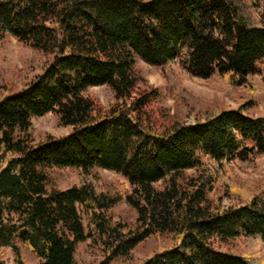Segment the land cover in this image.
Wrapping results in <instances>:
<instances>
[{
    "label": "trees",
    "instance_id": "obj_1",
    "mask_svg": "<svg viewBox=\"0 0 264 264\" xmlns=\"http://www.w3.org/2000/svg\"><path fill=\"white\" fill-rule=\"evenodd\" d=\"M6 36L52 59L0 96V252L15 264H26L21 247L35 264H78L77 244L90 241L100 264H112L158 235L171 247L136 264H264L263 195L208 198L215 184L239 195L228 164L264 156V114L203 108L166 67L226 90L251 83L264 61V0H0V43ZM137 59L159 68L199 118L168 116ZM102 86L113 96L106 107L86 95ZM48 113L71 131L35 143L31 119ZM54 168L79 169V185L59 190ZM95 169L129 189L101 188ZM121 201L130 223L109 214ZM237 239L244 253L229 247Z\"/></svg>",
    "mask_w": 264,
    "mask_h": 264
},
{
    "label": "rangeland",
    "instance_id": "obj_2",
    "mask_svg": "<svg viewBox=\"0 0 264 264\" xmlns=\"http://www.w3.org/2000/svg\"><path fill=\"white\" fill-rule=\"evenodd\" d=\"M51 59V56L26 48L13 38L6 36L0 43V96L24 88L42 74ZM166 67L174 76L175 83L185 92V96L195 100V104L203 108L218 110L242 108L243 113L249 116L264 114V61L256 65V74L251 78V83L232 90H226L225 86L214 78L202 80L193 77L176 63H169ZM135 68L148 85L158 91L159 106L168 116H174L187 123H192L199 118L197 111L188 105L185 99L179 100L175 97L174 91L159 68L149 66L138 59L135 61ZM86 95L95 98L104 107L113 102L112 93L105 86L88 88ZM31 123L35 143L42 141L46 136L64 137L71 131V128L61 126L57 117L51 113L34 117ZM261 162H264V156L259 157L250 167L237 161L229 163L228 171L231 180L237 186L233 191L239 195L235 196L233 193L229 195L224 188L215 184L208 198L212 200L219 196L222 198L223 205H229L238 204L245 197V190L259 193L264 197V173ZM93 173L97 175L103 189L113 187L129 189L127 182L116 174L101 169H95ZM47 174L59 190L79 185L81 178V171L75 168H54L47 171ZM155 188L160 189L161 185L156 184ZM109 214L126 223L134 220L133 211L123 201L113 207ZM171 245V242L162 236H150L143 240L128 258L112 264H136L147 259L153 252H159ZM229 247L237 253H244L246 250L241 239L231 241ZM20 251L26 264L36 263L31 252L22 247ZM75 259L78 264H100L103 261V255L99 249L91 245L90 241H85L77 244ZM0 262L15 264L9 250L0 252Z\"/></svg>",
    "mask_w": 264,
    "mask_h": 264
}]
</instances>
